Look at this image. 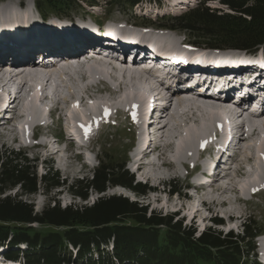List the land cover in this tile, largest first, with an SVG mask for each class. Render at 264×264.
Returning <instances> with one entry per match:
<instances>
[{
	"label": "trees",
	"instance_id": "trees-1",
	"mask_svg": "<svg viewBox=\"0 0 264 264\" xmlns=\"http://www.w3.org/2000/svg\"><path fill=\"white\" fill-rule=\"evenodd\" d=\"M80 1L39 0L36 5L46 18L68 15L80 7ZM142 1L107 3L132 8ZM207 1H219L230 12L212 9ZM165 19L174 29L208 45L246 50L264 43V0H203L188 13ZM126 159L127 153L122 163L101 160L91 179H78L70 186L71 194L83 201H88L90 191L104 194L111 187L146 194L149 187L135 183L125 169ZM35 163L21 148L0 147V248H7L11 258L22 257L31 264H258L255 238L263 230L251 219L245 220L240 234H223L209 227L197 235L196 229L184 226V220L175 215L149 212L121 196L66 208L54 201L53 206L36 212L32 204L6 194L16 187L21 196H31L41 184L46 192L63 186L65 181L52 167L39 178Z\"/></svg>",
	"mask_w": 264,
	"mask_h": 264
},
{
	"label": "rangeland",
	"instance_id": "rangeland-1",
	"mask_svg": "<svg viewBox=\"0 0 264 264\" xmlns=\"http://www.w3.org/2000/svg\"><path fill=\"white\" fill-rule=\"evenodd\" d=\"M11 1L13 3L5 1V3H10V4L0 5V23L5 22L9 25H12V27L9 28L15 29V31L12 29L14 32L7 34L15 35L14 33L17 32L15 37L13 38L14 40H17L22 37L21 39H26L32 41L33 43H37L38 45H45V46L48 44L50 45L51 43H55V41L57 39H60L61 37L74 36L73 31L75 32L80 31V33L81 32L84 33L86 30L88 31L96 30L98 31L96 33L101 35L102 32H106L112 29L113 31H116L114 29H117V30H122L123 32L129 31L131 33L134 32L138 34L145 33L144 35L147 34L148 36L149 33L153 34L155 29L143 30L142 28H140L142 31L140 32L139 30L135 29L136 26L134 25L133 22H136L138 25L151 26L153 23H151L149 19L154 20L156 17L154 10L155 8L154 9L152 8L154 7L155 2H157L159 7L161 8L159 15L165 13L166 14L172 13L170 9L171 6L169 5L171 0H161L160 2H158V0L156 1L145 0L143 5L146 13L145 18H141V14L137 9H136L137 11L133 10L134 12L132 15V13H130L127 10L128 8L126 9L123 7L122 8L116 6L114 7L109 4L106 5V2H108L107 0H101V1L97 0L101 5L99 4L96 10L94 8H90L88 10L92 15L95 13L97 16L101 12L104 13V11H106L107 15L105 14L103 18L104 22L99 17H97V19L95 18L92 19L89 17L86 19H80V17L84 18V16L88 12L87 9H85L81 4H80L81 7L77 6L76 7L77 10L68 14L69 15L68 17L70 18H63V19L53 18L45 21L41 18L33 1L31 2V0H20L21 3H19V0H11ZM214 3L215 2H212L211 4L213 8H218V7L223 8V6ZM171 4H173V2ZM223 9L226 8L224 7ZM77 14L80 15L75 16ZM105 18H107L108 20H106ZM31 25L33 26L32 30L29 29ZM155 26H158V24H156ZM42 29L45 30V32H42ZM64 30H72V31L69 32L65 31L67 32L65 33ZM1 33H3L2 30H0V35ZM162 33L164 32H159V34ZM164 35H169V34H164ZM184 35H185L184 33H180V32H175L172 35H169L172 38H174L176 42H178L179 45L178 48L180 51L176 52L177 55L185 56L191 58L192 60L193 58H196L197 61L193 63L206 64L204 67L201 68H208L207 69L208 73L209 70H214L215 72H217L216 73L217 75L213 74L214 79H217V80L211 79L213 82H218V83L222 82L223 84L225 83L227 85L236 84L238 87H245V89H247V85L248 86L250 85L255 87L254 91H256L257 94H264V72L258 71L263 74L260 77L248 73V71L250 72V70L257 71V64H258L257 62L258 61L264 62V54L261 55L259 54L260 56L259 55L254 56L252 54L245 53V51L234 50L233 48H231V46H219L216 44L212 46V45H207L203 43L204 41H200V40H192L193 42H195V44L192 45L190 43L191 40L186 38V36ZM156 36L159 37L160 35H156ZM40 37L43 38L42 41L39 40ZM44 39H46V41H44ZM24 45L28 46V44H24ZM34 47L37 48L35 50H44L43 48H39L34 45H29L28 49L32 50V48ZM211 60H213L214 62H211ZM243 62L245 63L241 64ZM237 64H240L243 67L232 66ZM216 66H230V67L216 68ZM214 68L217 70H221L222 72L221 71L219 72ZM78 71L79 70H72L66 68L63 69L59 68L57 71H55L57 75L61 74V76L59 80L57 78V81L53 82V86H48L47 89V93H50L54 96L55 102L52 103L44 102L42 104V107L43 106L46 107L44 119L46 117L45 123L49 125V129L36 128L31 131L34 133L38 132L37 134L38 136L43 135L42 141L44 143H47L44 140V137H50V135L61 137L60 136L61 128L58 124H56L57 117L54 118L53 124L51 119L47 117L48 112L51 108L55 109L56 107H60V105H63L67 115L65 121L66 122L69 121L72 129H74L75 131L83 132L85 126L79 123L78 121L76 122L75 121L76 119L74 120V118H72L71 111H69V109L70 107H76L78 109H82L84 105L82 107H80V105L77 107V104H75V102H73L72 100V95L81 98L82 96H84V92H85L87 96L89 95L88 97H90L91 100L90 99L89 100L91 102L92 101L95 102L99 98V95H103V97L108 96L106 94H108V87L111 86L110 84H107L106 82H100L99 79L93 80L91 84L87 76H85L82 73H79ZM230 71H236V72L228 74V72ZM232 76H235V78ZM76 78L80 81H78ZM93 89L94 91L95 90L98 91L94 92ZM64 96L65 98H63ZM59 100H62V103H60ZM69 102H71V105H69L70 104ZM10 103L13 104L14 102L11 101ZM39 105H41L40 102ZM195 106H199V105H195ZM112 112L113 111L111 110V112L108 111L106 113L105 112L102 114L100 113L98 117H96L95 119L93 118V122L91 126L88 127V129L96 132V135L94 136L95 138L99 135L98 140L97 142L96 141L92 142V147H91L92 153L85 152V154L81 155L78 161L74 159L71 160L65 159L66 155L68 156L77 155L78 153V151H72V150L70 151L69 147L74 144L71 143L72 140H67L70 142V144H68V151L70 153L64 154L62 151H59L55 155L51 156L46 147H44L43 145L40 146L41 144H39L36 140L34 141L31 140V134H30L31 132L25 134V131H22V135H21L22 142H20L18 136H16V134L12 132L9 134L1 135L0 147L2 145H5L6 147H10L14 149L24 148L26 149L29 158H33L37 161L36 168L39 177L45 174V172L48 170V167H52L53 171H57L59 173L61 177V181H65L62 182L63 183L62 187L53 189L49 192H46V189L43 187V184H41L39 185L40 187L39 192L31 196L29 195L21 196L22 193L19 187H16L12 191H8L6 194L12 196L13 198L22 200L23 202L32 204L36 212L43 211V209L48 204H51V206H53L54 201L59 202L62 208H66L69 206H90L94 204L100 197L121 196L128 198L132 202H137L139 205L147 207L149 209V212L153 211L157 213H162L164 215L167 214L170 215L178 212L177 218L180 220H184V226L187 227L191 226V228L196 229L197 234L209 227H212L213 229L220 231L223 234H226L228 232H233L234 234H240V232H242L243 224L247 219L255 220V222L263 230L264 233V181H262L263 188L261 190L263 191L261 194H258L255 197H250L251 194H247L248 196L246 195V198L244 199H242L240 193H236L232 191V185H228V188L227 187L225 188L224 193L222 192V190L216 191L214 189L206 190L204 192H198L197 198L191 196V195H196L195 190L182 191V193H180L179 195L168 193L169 191L175 189L178 190L187 184L191 185V180L188 178L186 179L185 175L186 172H189V170L194 165H199V161H197L196 156L194 158H190L189 160H187V163L185 165L175 163L173 166L169 168L154 167L152 166L153 165L152 164L149 167L150 169L148 168V171L150 172L149 174L150 176L148 177H150L152 180L147 185L149 187L158 186V190L156 193L147 192L145 195H137L121 187H111L104 194H99L95 191H90L88 201H83L82 199L73 196L71 194L70 186L78 179L91 178L92 172L97 167L98 161L100 159L105 161L111 158V159L119 160L122 163L125 160L124 151H126V149L128 148H130L131 150L132 146L135 145L136 126L134 124V121L132 120V117L129 116L131 115V113L125 110H120L119 113H115L117 114V117L115 118V115L112 114ZM4 119H6V117H4ZM134 134H135V138L133 137L134 141L132 142L130 138ZM51 144L56 146V142L51 141ZM64 145L58 144V146L61 149H63ZM105 148H107L108 150H105ZM170 154H172L171 151L167 157L168 159L164 155L163 156L167 160H169L172 157L171 155V157L169 158ZM206 159H208V157H206ZM261 159L263 162L261 161ZM259 160L264 166L263 153L260 156ZM86 161L89 164L86 163ZM130 161H131V155L129 154L125 164H126V169H128L129 172L132 173L133 168L131 167V165H129ZM149 161L151 160L149 159ZM208 163L209 161L205 162L204 166L207 167ZM241 165L243 166L244 163ZM248 167H249V171H252V167L251 169L249 165ZM163 173L168 175L166 176ZM233 173L238 175V179H240V180H235L236 182L238 181L239 183L240 181H242V173L241 174H238L236 172ZM262 175L264 180V174ZM231 182L233 183L232 180ZM223 200H227V203L221 204V201ZM203 201H206V203L201 204L203 203ZM213 218L221 219L223 225L216 226L213 223ZM32 226L35 229L38 228L37 224ZM256 246H257L256 249L257 262H260V260L264 259V246L260 245L259 247L257 241H256ZM24 247L25 246H22V248ZM5 253H6V249H0V264L23 263V259L21 257L20 259H18V261L21 263H14L16 259L7 258L5 256L6 255Z\"/></svg>",
	"mask_w": 264,
	"mask_h": 264
},
{
	"label": "bare ground",
	"instance_id": "bare-ground-1",
	"mask_svg": "<svg viewBox=\"0 0 264 264\" xmlns=\"http://www.w3.org/2000/svg\"><path fill=\"white\" fill-rule=\"evenodd\" d=\"M9 27H12V25H9L5 22L0 23V30H2L3 32L0 35V43H3L2 47H0V61H4V59H10V58L15 59L18 56L28 55L24 53L21 54L20 52H18L17 54L10 53L11 48L14 49L24 44H37L29 40L20 41L22 37L17 40H14L13 38L15 37L17 32L14 33L15 35H11V34L8 35L7 33H12L15 31L14 28H9ZM29 29L32 30L33 26L31 25ZM114 30L116 31L113 32V35L115 37H118L119 41L129 43V44L131 43L140 44L143 48H155L158 51H160L161 54L169 53V54H172V56L176 54V59L178 61L187 63L188 65H198V64L193 63L197 61L196 58H193L194 60L193 61L191 58L177 55L176 52L180 51L178 48L179 45H178V42H176L174 38H172L171 36L164 35V36H159V37L157 36L153 37V36H150V35L147 36L144 34H130L128 32H123L122 30H117V29H114ZM65 31L69 32L72 30H64V32ZM42 32H45V30L42 29ZM73 32H74V36L61 37L60 39H57L55 43H52L53 46H50V49H53V50L50 51L49 55H52L53 51L55 50L59 52L77 54L76 52H81V50H79L76 47V45L81 44L83 47H86L89 44L88 43L89 40L80 39V36L84 35L83 32L81 33L75 32V31ZM95 34H94V37L96 39L101 36L98 33H95ZM39 40L42 41L43 38L40 37ZM44 41H46V39H44ZM62 48L65 50H62ZM35 49L37 48L36 47L32 48V51ZM89 53H94V52H89ZM42 55L43 54H41L40 56ZM91 56L94 57V55H91ZM70 59H73V58H70ZM27 65L29 64L20 65L18 67H21L24 69H31ZM230 66H217V68L230 67ZM232 66H237V65H232ZM3 68L7 69L8 66H4ZM173 69H174V66H173ZM186 71H187L186 67L184 66L181 67L180 72L177 71L180 73L179 77L186 78L185 77L186 74H182V73H185ZM85 75L87 76L91 84H92V81L95 79H99L100 82L111 81L112 84H110L111 86L108 87V95L111 97L113 96L114 98V101L113 99L111 101V98L110 97L108 98V96L107 97L99 96V98L96 96L98 99L96 98L97 100L95 102L92 101L90 103L84 104L86 101L85 98L83 96L81 98L79 97V99H81L82 103L84 104L83 108L78 109L76 107H70L69 111H71L72 118H74V120L76 119L75 120L76 122L78 121L79 123H81L82 125L86 127L91 126L93 122V118L95 119L96 117H98L100 113L102 114L108 111L111 112V110L115 113H119L120 110H125V111L130 112L132 116L139 117L141 112L145 109L146 103L148 102V99H149V94L154 89L155 84L159 83L157 80H153L145 75H139L138 77L130 75L129 77H127V79L124 76H120L118 80H116L106 70V66H100V65L93 66V67H89V66L86 67ZM60 76L61 74L58 75L57 77L58 80ZM30 77H31V80L29 81V83L23 84L22 87L20 86L21 87L20 92H19L20 87H18L19 84L17 82L15 81H13L12 83L2 82V80L0 79V107L1 108L6 104L7 96L10 97L12 94L17 95L18 92L21 95L24 92V97H21L19 95L20 102L18 104L17 111L20 112V116L18 117L20 120L19 133H22V131H25V134L34 130V127L38 126L39 124L38 122L44 120L46 111H45V108L39 105V102H41L42 100L47 101L50 99V94L49 95L44 94L42 93V90L45 89L47 92L48 86H53V80H54L53 76H51L50 81H48L46 85L45 84L41 85L39 81L32 79V76ZM33 77L35 79H38L37 75H33ZM78 77H79V74H78ZM186 82H187L186 80L179 82L175 87L174 86L173 87L177 88V90H180L181 88H183L182 86L186 84ZM180 93H186V94H181V95H189V93L191 92L184 91ZM180 93L176 95H179ZM84 96H87L85 92H84ZM229 96H231L232 98L235 97L234 94H231ZM63 98H65V96ZM75 98L76 96L72 95V100H75ZM204 100L208 101L207 99H204ZM12 102H14V99L12 100ZM71 102H69L70 103L69 105H71ZM208 103H215V102L212 100H209ZM191 105H192L191 103L182 101V102H179V104L174 108V114L171 119L172 121H174L175 126L171 125L172 129H167V135H165V138H164L165 141H168V148L171 149V150L167 149V150H170L172 153L170 154L169 158L171 157V155L172 157L169 160L164 159L162 162V167L169 168L173 166L175 163L185 165L187 163V160H189L190 158H194L195 156L201 157L203 154L202 152L207 153V152L212 151L213 146H214L213 140H217L219 138V131H221L220 136L221 138H223V131H225L224 133L227 134L230 130L231 122L229 121V119L231 118V116L230 117L228 116L227 113L229 112L225 108L216 107L214 105H208L206 103H201L199 104V106H195V107H191ZM219 105H225V103L222 102ZM229 107H233V105L230 104ZM4 117L8 119V118H11V115L9 117L7 115ZM6 121L7 120H4V122ZM233 123H235V121H233L232 124ZM249 125L252 127L259 126L260 129H259V132H254L249 137V139L252 140V143H251L252 149H249V146L245 148V150L248 151V155H246L247 157H245V161L243 163L244 165L251 166L252 171L245 172L243 166H241L239 171H241L244 177V180L239 182L237 187L232 185V191L236 193H240L242 199L246 198L247 194L253 195V194L261 193L263 191L261 190L263 188L262 181H264L263 175H262L264 174V167H263V164L259 160L260 156L262 155L264 151V122L262 123V125L258 123L250 122ZM83 138L86 140L91 139L90 135H87V134H83ZM172 139H175V142H172ZM149 143L150 141L147 143L146 141L144 142L143 147L140 148V150L138 151L139 157L137 159V163L140 164L141 170H144V172L148 174L147 176H149L150 174V172L148 171V168L152 165V162L149 161L150 153H148L147 151L149 147ZM40 144L46 148H49L50 146L48 143H44V142H41ZM49 150H51V152ZM49 150L48 152L50 153L51 156L59 152L57 151L55 153L54 152L55 150L52 151L51 147ZM243 153L244 152H242L241 154ZM241 154L239 155V158H241ZM239 162H240L239 160L236 161V163H239ZM210 165L211 163L209 162L207 167L205 168H208ZM213 184H215V186L207 184L208 186L206 185L205 187L206 190L214 189L216 191L222 190L223 193L225 192V188L227 186H225L223 182H219L215 180ZM225 203H227V200L221 201V204H225ZM260 245L264 246V243L262 244L260 243Z\"/></svg>",
	"mask_w": 264,
	"mask_h": 264
},
{
	"label": "snow or ice",
	"instance_id": "snow-or-ice-1",
	"mask_svg": "<svg viewBox=\"0 0 264 264\" xmlns=\"http://www.w3.org/2000/svg\"><path fill=\"white\" fill-rule=\"evenodd\" d=\"M78 106V105H77Z\"/></svg>",
	"mask_w": 264,
	"mask_h": 264
}]
</instances>
